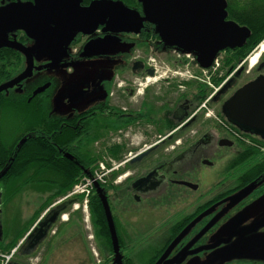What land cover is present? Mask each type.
<instances>
[{"label": "flooded vegetation", "instance_id": "obj_1", "mask_svg": "<svg viewBox=\"0 0 264 264\" xmlns=\"http://www.w3.org/2000/svg\"><path fill=\"white\" fill-rule=\"evenodd\" d=\"M122 1L141 11L137 0ZM27 2L34 0H0V8ZM103 28L73 32L62 45L51 34L6 31L0 87L28 74L0 90V124L12 104L26 111L20 125L44 116L49 126H26L6 144L0 126V183L13 194L8 162L27 139L49 145L54 159L60 149L78 164L94 155L114 162L112 183L101 188L118 254L100 198L97 221L89 201L85 211L55 199L25 221L7 222L5 235L0 226V255L12 252L6 264L71 261L74 245L84 251L78 264H264V123H238L223 109L264 75V52L250 66L253 50L226 48L218 66L203 68L194 54L164 46L146 21L137 34ZM227 57L234 60L226 66ZM250 243L253 255L243 256L238 246Z\"/></svg>", "mask_w": 264, "mask_h": 264}, {"label": "water", "instance_id": "obj_2", "mask_svg": "<svg viewBox=\"0 0 264 264\" xmlns=\"http://www.w3.org/2000/svg\"><path fill=\"white\" fill-rule=\"evenodd\" d=\"M137 1L141 11L129 8L122 0H92L88 5H82V0H34L33 3L9 4L0 8V46L5 44L6 31L14 29H23L29 36L38 39L50 37L51 34L59 38L62 45L69 34H91L98 25H103L104 31L137 34L146 21L154 25V31L164 46L192 53L201 67L208 68L220 51L243 47L251 34L246 26L227 19V0ZM49 24L53 28L47 31ZM13 46L30 57L22 46ZM57 53L61 55V52ZM27 74L7 86H1L0 90L19 82ZM263 86L264 75L239 88L223 105L227 117L238 123L260 117L263 120L260 123H264ZM95 190L103 204L114 249L118 254L106 197L100 185L95 184ZM237 249L245 253L243 256H251L253 254H246V251L255 250L252 243L240 245Z\"/></svg>", "mask_w": 264, "mask_h": 264}, {"label": "trees", "instance_id": "obj_3", "mask_svg": "<svg viewBox=\"0 0 264 264\" xmlns=\"http://www.w3.org/2000/svg\"><path fill=\"white\" fill-rule=\"evenodd\" d=\"M89 1L90 0H84L85 3ZM227 18L235 21L240 26H246L251 32L245 45L241 48H236L233 51V55L238 53L245 55L248 52H251L264 39V0H227ZM233 60L234 58L227 57L225 65L227 66L231 64ZM220 81L221 79H218L217 83ZM28 119H30L27 125L29 127L49 126L48 119H44V116H28ZM53 151L54 150L44 142L27 139L26 144H24V147L22 146V148L17 152L14 160L12 162H8V173L12 176L10 189H19V184L14 186V183H19V177L23 174L25 169L28 170L30 168L29 166L31 164L37 166L36 176L38 173H41L43 178L46 170H51L54 174V176H48L44 179L38 178L41 182H45L49 185L48 189L50 192L40 205V210L49 205L52 198L63 195L70 190L73 184L79 180L80 177L85 175V173H91L98 161L101 159V157H95L96 155H94L88 158L87 164H78L66 158H62L60 151L64 152V150L60 149L54 159L52 157ZM66 151L69 150L67 149ZM108 152L111 156H116L115 149L112 148L108 150ZM114 176L115 174L112 175V178H114ZM35 181L41 183L38 180ZM23 182H25V180ZM6 187H8L7 184ZM41 190L43 189L40 188V191ZM9 196H12V194H9ZM89 206L92 220H99L100 218L98 215L102 212L98 211V208L101 206V202L96 190H94L90 196Z\"/></svg>", "mask_w": 264, "mask_h": 264}, {"label": "rangeland", "instance_id": "obj_4", "mask_svg": "<svg viewBox=\"0 0 264 264\" xmlns=\"http://www.w3.org/2000/svg\"><path fill=\"white\" fill-rule=\"evenodd\" d=\"M137 41H138V44H140L141 46H143V45L153 46V44H154L152 40L149 43L143 42L140 40L139 37L137 38ZM262 42H264V39L258 45L262 44ZM258 45L253 49L252 54L257 52V50H258L257 48H259ZM122 48H123V46H122ZM139 51H141V49H139ZM150 57L155 58V55H151ZM218 59L220 60V54L218 55ZM247 62L249 63V61H247ZM25 114H26V111L19 109V108L13 106L12 104H9L7 106V109L5 111V115L1 119V124H0L1 134L3 137H5V144L9 140V138L14 137V135L16 133H18V131H20L21 129L25 128L28 125V120L26 122V126H22V124L20 125V122L23 119V115H25ZM49 114L51 115V114H56V113L49 111ZM100 162L101 161H98L97 165L94 167L92 172L94 170L98 169V167H99L98 164ZM29 167L30 168L28 170L25 169L23 174H21V176L19 177L20 178L18 180L19 183L18 182L14 183V186L16 184H19L20 187L18 190L12 188L13 190H15L12 194L13 196H9V194H11V192L6 187H4L5 191H2V185L3 184L0 183V192H1V197H0V226L3 230V235H5V226L7 225V222H10V223L11 222H15V223L18 222L19 223L20 221H25L27 219V217L29 216L28 214H30V212L33 209H35L37 206H40L42 204V202L46 199V197L50 194L49 189H48L49 185L46 184L45 182L44 183L41 182V180L38 179V178H42V177L36 176L37 166L31 164ZM50 172H51V170H49V171L46 170L45 176L42 179H44L48 176H51L49 174ZM80 179H81V177H80ZM24 180H25V182H23ZM35 180H38L41 183L36 182ZM79 181L80 180H77L74 184L78 183ZM106 181L111 182L110 178H109V174L106 176ZM9 187H11V184ZM40 188H42L43 190L40 191ZM51 188H53V187H51ZM72 188H73V186L71 187V190H72ZM69 192L67 191L63 195L52 198L51 199L52 201L50 203L55 201V199L57 200V202L64 200V202L69 203L71 205V207H73L74 204L77 203L82 208V206H84L83 205L84 196H83V198L80 197L82 194H74V195L68 196ZM91 195H92V193H90L86 199H88ZM65 197H67V198H65ZM63 198H65V199H63ZM48 206H50V205H47L46 207H48ZM83 210L86 211V210H88V208H86V209L83 208ZM83 215H84V217H86V214L83 213ZM72 253H73V259L71 261L58 260V261H56V263L57 264H60V263L68 264L71 262L72 264H78L77 259H79V257L82 255V253H84V251L81 250L80 245H77V246L74 245L72 247Z\"/></svg>", "mask_w": 264, "mask_h": 264}, {"label": "built area", "instance_id": "obj_5", "mask_svg": "<svg viewBox=\"0 0 264 264\" xmlns=\"http://www.w3.org/2000/svg\"><path fill=\"white\" fill-rule=\"evenodd\" d=\"M218 58H215L213 66H218ZM98 169L94 170L90 175H85L79 179L80 181L76 184L73 185L72 190L69 192L68 196L74 195V194H82L84 196L83 200V208H87V201L88 199L87 196L92 192L95 183L98 184H104L106 181V176L111 172L114 171L115 169V164L112 162L110 166H107L104 162H100ZM67 198V197H65ZM63 198V199H65ZM75 207H78V204H74ZM12 253V252H11ZM10 254H2L0 255L1 257V264H6L7 261L9 260Z\"/></svg>", "mask_w": 264, "mask_h": 264}, {"label": "bare ground", "instance_id": "obj_6", "mask_svg": "<svg viewBox=\"0 0 264 264\" xmlns=\"http://www.w3.org/2000/svg\"><path fill=\"white\" fill-rule=\"evenodd\" d=\"M261 52H264V42L259 46L257 52L253 53L249 59V65L254 66L257 63V60L259 58V55Z\"/></svg>", "mask_w": 264, "mask_h": 264}]
</instances>
